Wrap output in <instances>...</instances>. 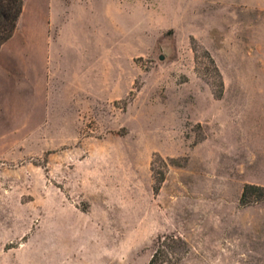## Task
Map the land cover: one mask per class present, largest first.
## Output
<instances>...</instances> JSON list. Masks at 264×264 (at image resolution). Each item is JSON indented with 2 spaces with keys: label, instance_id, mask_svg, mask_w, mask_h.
Segmentation results:
<instances>
[{
  "label": "rangeland",
  "instance_id": "rangeland-1",
  "mask_svg": "<svg viewBox=\"0 0 264 264\" xmlns=\"http://www.w3.org/2000/svg\"><path fill=\"white\" fill-rule=\"evenodd\" d=\"M264 0H23L0 47V264H264Z\"/></svg>",
  "mask_w": 264,
  "mask_h": 264
},
{
  "label": "trees",
  "instance_id": "trees-1",
  "mask_svg": "<svg viewBox=\"0 0 264 264\" xmlns=\"http://www.w3.org/2000/svg\"><path fill=\"white\" fill-rule=\"evenodd\" d=\"M22 7L23 0H0V47L14 33ZM259 200H264V187L245 184L242 188L240 204L247 205ZM187 250V244L181 237L158 236L148 264H177Z\"/></svg>",
  "mask_w": 264,
  "mask_h": 264
}]
</instances>
